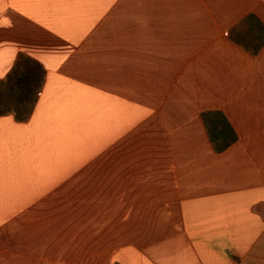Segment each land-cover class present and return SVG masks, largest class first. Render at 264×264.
Instances as JSON below:
<instances>
[{"label": "crops", "instance_id": "1", "mask_svg": "<svg viewBox=\"0 0 264 264\" xmlns=\"http://www.w3.org/2000/svg\"><path fill=\"white\" fill-rule=\"evenodd\" d=\"M258 37L264 0H0V81L46 72L0 116V264H264Z\"/></svg>", "mask_w": 264, "mask_h": 264}, {"label": "trees", "instance_id": "2", "mask_svg": "<svg viewBox=\"0 0 264 264\" xmlns=\"http://www.w3.org/2000/svg\"><path fill=\"white\" fill-rule=\"evenodd\" d=\"M241 37L242 35L238 36L237 42L243 45ZM258 38L260 40L254 46H245L254 55L258 54L264 45V38ZM45 76L46 72L42 65L21 56L10 77L0 81V116L13 114L21 121L28 120L35 108L38 94L43 88ZM208 116H205V121L211 140L217 151L223 152L235 142L237 135L222 113L211 114L209 118Z\"/></svg>", "mask_w": 264, "mask_h": 264}, {"label": "rangeland", "instance_id": "3", "mask_svg": "<svg viewBox=\"0 0 264 264\" xmlns=\"http://www.w3.org/2000/svg\"><path fill=\"white\" fill-rule=\"evenodd\" d=\"M143 146H144V144H143ZM140 150V149H139ZM85 204H86V207H85V211H86V213H85V215L88 213V212H93V209H91L92 208V206L93 205H98L99 203H97L98 202V200H100L101 198H99V196H103V198L107 201V200H109L110 198H108V196H109V194H106V193H103V194H98V193H94V192H90V193H85ZM107 199H106V198ZM88 200H89V202H90V210H87V205H88ZM103 200V199H102ZM101 204H103V203H101ZM58 212H61L63 215H73V212L75 211L74 209H70V208H67V209H65V210H60V209H58L57 210ZM88 211V212H87ZM65 213V214H64ZM75 216V215H74Z\"/></svg>", "mask_w": 264, "mask_h": 264}]
</instances>
